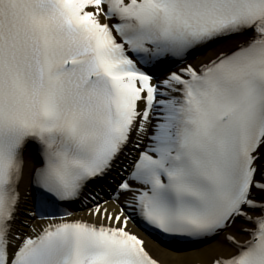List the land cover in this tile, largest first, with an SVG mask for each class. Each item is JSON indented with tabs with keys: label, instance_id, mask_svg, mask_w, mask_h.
I'll list each match as a JSON object with an SVG mask.
<instances>
[{
	"label": "snow or ice",
	"instance_id": "snow-or-ice-1",
	"mask_svg": "<svg viewBox=\"0 0 264 264\" xmlns=\"http://www.w3.org/2000/svg\"><path fill=\"white\" fill-rule=\"evenodd\" d=\"M0 264H264V0H0Z\"/></svg>",
	"mask_w": 264,
	"mask_h": 264
}]
</instances>
